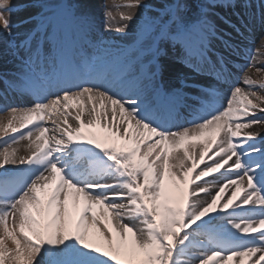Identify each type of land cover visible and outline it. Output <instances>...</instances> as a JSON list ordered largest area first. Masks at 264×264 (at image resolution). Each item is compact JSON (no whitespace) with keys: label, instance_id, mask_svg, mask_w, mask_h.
<instances>
[{"label":"snow or ice","instance_id":"1","mask_svg":"<svg viewBox=\"0 0 264 264\" xmlns=\"http://www.w3.org/2000/svg\"><path fill=\"white\" fill-rule=\"evenodd\" d=\"M52 3L33 0L36 11L15 22L16 6L0 0V44L21 60L12 79L0 74V99L31 98L0 105V264H264V141L241 131L264 126V80L247 72L264 73V39L245 45L235 82L211 47L217 8L247 30L264 26V0H128L116 7L143 11L120 12L116 27L105 7V34L135 26L124 48L96 33L88 0ZM69 28L83 42L71 57L61 45ZM164 45L196 72L210 69L227 86L223 101L212 85L163 83Z\"/></svg>","mask_w":264,"mask_h":264},{"label":"bare ground","instance_id":"2","mask_svg":"<svg viewBox=\"0 0 264 264\" xmlns=\"http://www.w3.org/2000/svg\"><path fill=\"white\" fill-rule=\"evenodd\" d=\"M11 2H14V3H12V5L16 6V11H15V13L12 14L13 21L18 22L21 19L26 18L30 13H32V12H28V10L25 9V8H27V4L30 3L29 0H13ZM56 2H58V0L57 1H53L52 4H56ZM22 3L26 4V6L22 7V6L18 5V4H22ZM102 4H103L102 0H88V5L91 8L93 16H94L95 31L100 36H102V33H103L104 34V39L109 41L110 43L118 44V45L121 46L120 40L123 39V38L120 35L116 34L114 31L111 34H105L103 32L104 18H102L100 16L101 10L103 9L102 8ZM24 9L27 11L26 13H22L21 12L22 10L24 11ZM132 13H133V11H132ZM235 17H236V14L235 15L233 14L231 16V18H230V24L231 25H229L230 27L227 26L225 28V32H224L223 36L221 38H217V39H214L212 41V43L216 45L215 51L213 52L214 53V58L215 59H219V57L221 56L223 59L228 61L229 69L232 72V78H233L234 82L237 79H239V77H241L239 71L241 69V66L245 62L244 59H243V56H242V50L244 49L245 45L255 48L257 46H260L262 39H264V36L261 34V30H263L264 26H261V24L258 21L256 22V24L254 26H252L254 28V31H253L254 35H253V37L250 40H247L245 37H242L241 35H240V37H238V40H236L234 38H231L228 35V32L229 33H234L233 28L239 29V31L240 30L243 31L245 29L243 27L244 19H241L238 16L240 20L239 19L235 20L234 19ZM245 18L248 19V20H251L248 17V15H246ZM116 22L117 23L114 24V27L119 26V24L123 23V21H121L119 17L118 18L116 17ZM137 23H138V21H137ZM238 24H240V26H238ZM69 29L67 30L66 34L63 35V37L61 39V45H62L63 51H64V53L67 56H70V53L68 52L69 48L74 49V48L77 47V48L81 49V47H82V45H80V44H77V46L76 45L70 46L71 43H69V33H68ZM133 29L135 31V28H133ZM13 32L17 33L18 34V38H19V35H22L23 32H24V28L23 27L14 28ZM130 33L131 32H129V34ZM240 33L242 35L246 34L245 30H244V32H240ZM246 35L248 36V34H246ZM228 36H229L230 40L232 39L231 40L232 42L230 40H228L229 39ZM249 41H252L253 43L249 44ZM235 43H237L239 45H236ZM127 46H128V44H127ZM221 46L224 47V48H222V50L219 49V48H221ZM237 46H239L241 51H236L235 50ZM11 53H12L11 49L7 48L4 44H0V74H7L8 79H12L14 77L12 75L14 73L18 72L19 67L21 65V60L18 59L16 56L12 55ZM23 56H24V53L21 52L20 53V57H23ZM164 59L167 62V64H164V68L168 69V71H169L168 75L169 76L173 75L174 74L173 72H175V71H177V72L181 71L184 74L187 73L186 75H187L188 78H186V82L188 84L199 85L201 88H203L205 90L210 85L215 86V87L218 88L220 101L221 102L223 101V96H224V94L227 91V86L219 87L218 85L214 84L215 78H207L205 76L195 74L194 72H192V70L191 71L188 70V68H186L184 64L179 63L178 60L175 59L174 51L167 52L165 54V56H164ZM259 59H260V63H258L256 66L257 67L264 66V57H260ZM160 62L162 64V60H160ZM205 72H207L208 74H212L214 76V74L211 72L210 69H206ZM247 72H248V75L254 81L259 82L261 80H264V73H258L255 68L248 69ZM163 74L166 75V72H164ZM172 77L173 76H171V78ZM2 87H3V85H0V88H2ZM184 91H185L186 94H188V95L192 96L193 98H195L198 89L185 88ZM30 99L31 98L28 97V96L19 95V94H16V93L9 92L8 95L5 98L0 99V105H4V104H8V105H10V104H14V105L18 104V105H20L22 103L25 104V103L29 102ZM188 103H192V101L189 100ZM188 111H189L188 109H183L182 110V115L189 117L188 119H191V117L188 116ZM58 116H59V114H57V117H53V119L54 120L57 119ZM0 118H2V117H0ZM45 119H46V126L50 129L49 135H51V130L55 127V125L53 124L52 120H48L47 117ZM70 122H72L71 119H70ZM5 123H6V120H5ZM93 131H96L98 134H101V135L103 134L102 131L99 128H95V129H93ZM241 131H242V133L246 132V131L259 132L260 135L257 138V143L259 144V142L264 141V126L254 125L250 129H242ZM9 134L11 135V133H9ZM202 139H204V138H202ZM28 143L29 142L27 140H25V141H21L18 145H14V147H16L17 150H18L17 151V155L26 156V155L29 154L28 150L25 147ZM208 155H211V153H208L205 156V161L210 163V161H208ZM187 163L190 166L191 162L189 161ZM229 163H231V161ZM200 167L202 168L203 164H201ZM225 167H227V165ZM0 171H2V169H0ZM197 171H199V168L197 169ZM221 171H224V169L222 168L220 170V172ZM214 174H216V173H214ZM194 175H195V173L190 174L189 178L191 179L192 176H194ZM206 179H211V177H208ZM232 191H233V188H231V187L227 188L225 190V193L222 194V198L219 201V204H223L224 203V199L227 196H229ZM245 264H250V262L246 260Z\"/></svg>","mask_w":264,"mask_h":264},{"label":"rangeland","instance_id":"3","mask_svg":"<svg viewBox=\"0 0 264 264\" xmlns=\"http://www.w3.org/2000/svg\"><path fill=\"white\" fill-rule=\"evenodd\" d=\"M11 1H13V0H11ZM30 1V3H28L27 4V8H25V9H27L28 10V12H35L36 11V9L34 8V7H32V4H33V0H29ZM53 1H57V0H53ZM58 2H59V0H58ZM58 2H56V4H52V6L53 7H57V5H58ZM71 2H73V3H77V2H81V0H71ZM128 2V0H102V10H101V13H100V16L102 17V18H104V15H103V13H104V10H105V7H107L108 9H110L112 12H113V15L115 16V17H119L120 18V15H119V13L120 12H124V13H128V12H131L132 13V11H133V13L137 16V17H139L140 16V13H141V11H143V10H139V9H129V8H123V7H120V8H117L116 6L117 5H123V4H125V3H127ZM12 3H14V2H11V4ZM19 6H26V4H24V3H22V4H18ZM24 9V11L22 10L21 12L22 13H26L27 11ZM235 15L236 14V17L234 18L235 20H237V19H239V17L237 16V13L235 12V11H230L227 7H222V8H217L216 10H215V16H214V24H215V26L220 30L219 31V33H218V37L220 36V38L223 36V34H224V32H225V28L228 26V27H230L229 25H231L230 24V18H231V16L232 15ZM145 15H147V13H145ZM248 17L251 19V16H250V14H248ZM240 20V19H239ZM139 22H142V18H141V20H138V23ZM232 23V22H231ZM238 26H240V24H238ZM130 27H132V29L133 28H135V26L134 25H131ZM233 30H234V33H229L228 32V35L231 37V38H234V39H236V40H238V37H240V35L242 36V37H245L247 40H250L252 37H253V35H254V28L253 27H250V28H248L247 30H245V32H246V34H248V36L245 34V35H242L240 32H244V30L243 31H238L239 29H235V28H233ZM252 30V31H251ZM134 34H135V31H134V29H133V31H131V33L127 36V37H123V39H121L120 40V42H121V47L122 48H124V47H126L127 46V44H129V42L131 41V39H132V37L134 36ZM261 34L264 36V28H263V30H261ZM102 36L104 37V34L102 33ZM229 36H228V38H229ZM228 40H230V38L228 39ZM232 40V39H231ZM230 40V41H231ZM232 42V41H231ZM236 45H239V44H237V43H235ZM164 47V52H165V54L167 53V52H169V51H173V49H172V47H171V45H164L163 46ZM211 47H212V50H213V52L215 51V48H216V45L215 44H213L212 43V45H211ZM241 47V46H240ZM222 48H224L223 46H221V48H219V49H221L222 50ZM243 48V47H242ZM165 56V55H164ZM164 56H161L160 57V60H162V64L164 65V64H167V62L165 61V59H164ZM221 57V56H220ZM219 57V58H220ZM185 67L186 68H188V70H192V72H194L195 74H197V75H202V76H205V77H207V78H215L212 74H208L207 72H203V73H199V72H196L194 69H192V68H190V67H188V66H186L185 65ZM164 72H166V75L165 74H163V79H162V82L163 83H167L168 81H169V79L171 78V76H173L172 78H171V80H172V83L175 85V86H177V87H179L180 86V80L178 79V78H188L187 77V73L186 74H184V73H182L181 71L180 72H177V71H175V72H173L174 74L173 75H168V73H169V71H168V69H165V71ZM240 72V76H242L243 75V72H241V71H239ZM232 82H234L233 81V79H232ZM240 86L241 87H245V85L241 82L240 83ZM255 90H258V91H260V94H264V91H261V90H259V89H255ZM23 104V103H22ZM22 104H20V105H22ZM10 105H14V104H10ZM16 105H18V104H16ZM189 118V117H188ZM259 143H261V142H259ZM221 172H223V171H221ZM220 175V173H216V174H214L213 173V176H219ZM219 203V202H218ZM9 246H11V243L9 242Z\"/></svg>","mask_w":264,"mask_h":264}]
</instances>
